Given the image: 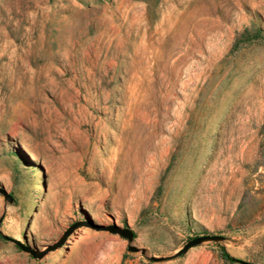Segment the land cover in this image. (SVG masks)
Here are the masks:
<instances>
[{
  "label": "rangeland",
  "instance_id": "374dc122",
  "mask_svg": "<svg viewBox=\"0 0 264 264\" xmlns=\"http://www.w3.org/2000/svg\"><path fill=\"white\" fill-rule=\"evenodd\" d=\"M256 32L264 0H0V264H264Z\"/></svg>",
  "mask_w": 264,
  "mask_h": 264
},
{
  "label": "water",
  "instance_id": "95a60500",
  "mask_svg": "<svg viewBox=\"0 0 264 264\" xmlns=\"http://www.w3.org/2000/svg\"><path fill=\"white\" fill-rule=\"evenodd\" d=\"M80 225H77V226H73L71 227L65 234H64V237L59 240L56 244H54L53 246H51L50 250H53V249H56L58 247H60L64 241L66 240V238L77 228L79 227ZM111 229V232L114 233V234H119L121 235L122 237L126 238L127 240L129 241H132L134 239V234L131 230L129 229H123V228H120V227H112L110 228ZM204 238H197L191 242H189L185 247L184 249L180 252V253H184V252H187L190 248L198 245L201 241H203ZM238 263L240 264H252V263H249V262H244V261H238Z\"/></svg>",
  "mask_w": 264,
  "mask_h": 264
},
{
  "label": "trees",
  "instance_id": "16d2710c",
  "mask_svg": "<svg viewBox=\"0 0 264 264\" xmlns=\"http://www.w3.org/2000/svg\"><path fill=\"white\" fill-rule=\"evenodd\" d=\"M246 32V31H245ZM247 33V32H246ZM255 39H264V36H262V34L260 32H256L255 36H254ZM222 255L224 257L225 260L227 261H231V257L229 256V254H227L224 250L222 251Z\"/></svg>",
  "mask_w": 264,
  "mask_h": 264
}]
</instances>
